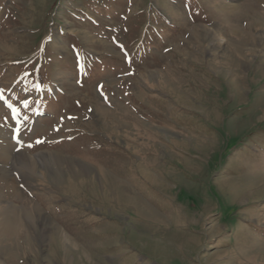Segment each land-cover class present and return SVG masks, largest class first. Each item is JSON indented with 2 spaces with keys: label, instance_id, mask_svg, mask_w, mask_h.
Segmentation results:
<instances>
[{
  "label": "rangeland",
  "instance_id": "obj_1",
  "mask_svg": "<svg viewBox=\"0 0 264 264\" xmlns=\"http://www.w3.org/2000/svg\"><path fill=\"white\" fill-rule=\"evenodd\" d=\"M0 98V264H264V0H0Z\"/></svg>",
  "mask_w": 264,
  "mask_h": 264
},
{
  "label": "bare ground",
  "instance_id": "obj_2",
  "mask_svg": "<svg viewBox=\"0 0 264 264\" xmlns=\"http://www.w3.org/2000/svg\"><path fill=\"white\" fill-rule=\"evenodd\" d=\"M50 157V156H49ZM54 157V156H53ZM56 157V156H55ZM44 158H45V156H44ZM51 158V157H50ZM61 158V157H60ZM27 159H29V158H27ZM58 159V158H57ZM64 159V158H63ZM39 160V159H38ZM45 161V160H44ZM53 161V160H52ZM49 162H50V160H49ZM54 162V161H53ZM48 163V162H47ZM52 163V162H51ZM66 163V162H65ZM35 164H37V163H35ZM39 164H40V162H39ZM43 164V163H42ZM53 164V163H52ZM55 164H57V167L58 168H56V172H54L55 173V177H58V174L57 173H59V169L61 168L60 167V165L61 164H64L63 163V161L61 162V160H57L56 162H55ZM44 165V164H43ZM37 166V165H36ZM79 167V171H78V173H79V175H90V176H93L92 174H93V172H92V170L90 169V168H88V167H86V166H84V165H78ZM45 167V166H44ZM43 167V168H44ZM52 167V166H51ZM51 167H49V168H51ZM39 169V168H38ZM38 169H36V170H38ZM46 169H47V167H46ZM2 170V169H1ZM35 170V169H34ZM4 174V173H3ZM94 178V177H93ZM8 207V206H7ZM40 214V213H39ZM4 218L2 219V220H0L1 221V226H2V230L4 231V232H12L13 233V231H15L16 229L18 230V229H20L21 227H22V224H21V221H20V211H19V209H17L15 206H10L9 207V209H6L5 211H4V216H3ZM44 220V219H43ZM44 222H46V221H44ZM48 222V221H47ZM21 230V229H20ZM65 239H67L68 241H70L69 240V238L66 236L65 237Z\"/></svg>",
  "mask_w": 264,
  "mask_h": 264
},
{
  "label": "snow or ice",
  "instance_id": "obj_3",
  "mask_svg": "<svg viewBox=\"0 0 264 264\" xmlns=\"http://www.w3.org/2000/svg\"><path fill=\"white\" fill-rule=\"evenodd\" d=\"M9 106H11V105H9ZM39 142V141H38Z\"/></svg>",
  "mask_w": 264,
  "mask_h": 264
}]
</instances>
